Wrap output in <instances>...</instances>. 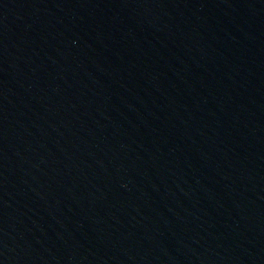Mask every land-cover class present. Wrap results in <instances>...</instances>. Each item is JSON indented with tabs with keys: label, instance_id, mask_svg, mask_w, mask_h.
I'll return each mask as SVG.
<instances>
[{
	"label": "water",
	"instance_id": "1",
	"mask_svg": "<svg viewBox=\"0 0 264 264\" xmlns=\"http://www.w3.org/2000/svg\"><path fill=\"white\" fill-rule=\"evenodd\" d=\"M0 264H264V0H0Z\"/></svg>",
	"mask_w": 264,
	"mask_h": 264
}]
</instances>
